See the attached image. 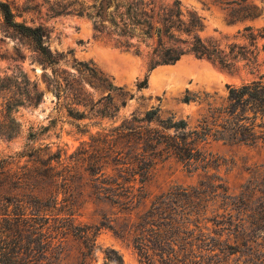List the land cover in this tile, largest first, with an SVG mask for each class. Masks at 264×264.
<instances>
[{"label":"trees","instance_id":"trees-1","mask_svg":"<svg viewBox=\"0 0 264 264\" xmlns=\"http://www.w3.org/2000/svg\"><path fill=\"white\" fill-rule=\"evenodd\" d=\"M198 1L219 8L226 25L241 27L232 35L204 36L203 19L180 0H55L51 13L89 19L96 38L144 59L150 70L192 57L230 74L241 70L259 74L264 65V23H253L264 17L263 6L253 0ZM0 17L5 27L27 42L35 55L32 61L51 70L46 85L65 102L70 118H113L126 105L120 88L84 65L91 84L108 92L94 102L75 74L59 68L63 56L45 45L47 30L16 21L5 0H0ZM145 86V82L139 85ZM2 91L8 88L0 80ZM31 91V101L37 105L41 95L34 84ZM23 94L29 99L28 91ZM193 100L186 94L182 102ZM22 105L8 101L7 118ZM9 121L1 133L7 139L17 134L16 122ZM186 130L185 120L161 119L158 109H150L125 118L90 152L66 156L30 148L0 159V264H63L61 240L68 236L81 245L77 264H91L102 227L131 241L140 264H201L192 259L194 244L189 239L196 231L189 225L193 223L195 246L209 253L219 251L200 260L238 254L242 264H264V170H250L246 183L233 193L222 178L209 174L214 160L200 147L208 139L264 147L263 76L227 86L225 102L209 109L194 130ZM162 155L173 156L188 172L203 171V180L196 187L171 188L151 198L147 184L156 157ZM86 197L115 209L113 217L103 214L98 225H76L75 215ZM214 206L213 217L203 218ZM203 222L217 229L203 232L209 231ZM103 264L124 262L109 249Z\"/></svg>","mask_w":264,"mask_h":264},{"label":"rangeland","instance_id":"rangeland-1","mask_svg":"<svg viewBox=\"0 0 264 264\" xmlns=\"http://www.w3.org/2000/svg\"><path fill=\"white\" fill-rule=\"evenodd\" d=\"M5 1L9 3L16 21L25 22L32 27L41 25L47 30L45 45L53 54L63 56L59 68L75 74L94 102L106 96L108 92L91 84L93 79L84 69V65L106 79L114 88H120L126 105L121 107L113 118H70L65 102L58 100L46 85L51 70L32 61L35 55L27 42L5 27L0 17V80H3V84L8 88V91L0 92V159L30 148H46L51 153L61 151L66 156L83 150L90 152L125 118L133 113L142 115L150 109H158L161 119L174 117L175 120H185L188 132L196 128L209 109L219 107L225 102L227 86H239L256 80L259 75H262L264 80V65L259 74H249L245 70L230 74L206 61L192 57H185L175 65H160L150 70L144 59L96 38V32L89 19L53 16L51 7L55 0ZM180 1L182 6L195 11L203 19L204 36L232 35L241 27L226 25L223 13L209 3L203 5L198 0ZM253 1L264 8V3L261 4L260 0ZM263 23L264 17L253 24ZM142 82H145L146 86L140 88ZM33 84L35 92L41 95V101L37 105L31 101ZM24 90L28 91L29 99L24 96ZM186 94L194 98L188 104L182 102ZM112 96L116 100V96ZM12 99L23 102V105L18 106L7 118L4 108ZM9 119H13L17 126V134L11 139L1 134L11 125ZM167 133L171 134L172 131ZM200 147L213 157L214 164L209 174L222 178L233 193H237L239 187L246 183L250 170H264L262 146L248 147L208 139L200 144ZM155 162V170L147 184L151 198L171 188L196 187L204 178L203 171L188 172L187 167L173 156L162 155L156 157ZM84 201L75 215L76 225H98L103 214L113 217L115 209L109 205L100 204L93 197H86ZM213 208L215 206L210 207L203 218L211 219ZM194 224L189 225L190 230L196 231L189 239L194 244L191 248L192 259L195 258L201 264H242L238 254L225 257L221 255L218 260H200L202 255L210 257L219 254V251L216 249L209 253L195 246L196 242L192 240L197 236ZM202 224L209 230L203 232L211 233L217 229L210 222ZM61 241L63 264H77L81 251L80 242L71 236ZM95 244L91 264H103L104 253L109 249L116 251L124 264H140L139 253L132 242L117 238L108 228L102 227L97 232ZM181 257L182 254L180 260Z\"/></svg>","mask_w":264,"mask_h":264},{"label":"bare ground","instance_id":"bare-ground-1","mask_svg":"<svg viewBox=\"0 0 264 264\" xmlns=\"http://www.w3.org/2000/svg\"><path fill=\"white\" fill-rule=\"evenodd\" d=\"M158 78H160V77H158ZM158 78H157V79H158Z\"/></svg>","mask_w":264,"mask_h":264}]
</instances>
